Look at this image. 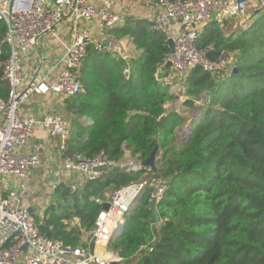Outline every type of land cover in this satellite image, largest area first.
<instances>
[{"label":"trees","instance_id":"16d2710c","mask_svg":"<svg viewBox=\"0 0 264 264\" xmlns=\"http://www.w3.org/2000/svg\"><path fill=\"white\" fill-rule=\"evenodd\" d=\"M248 23L246 31L225 32L226 24L213 20L200 31L195 48H212L211 60L234 54L238 71L212 76L195 67L188 72L184 105L193 108L206 95L202 119L193 124L188 140L179 141L175 131L184 118L165 111L173 96L156 78L170 57L160 31L143 18H127L106 30L116 40L129 37L139 53L127 61L129 79L123 76V59L87 50L79 70L82 92L66 100L73 116L67 154L94 158L103 153L121 162L128 149L144 160L155 144L157 175L167 186L156 207L159 224H150L148 186L125 215L122 234L111 238L108 248L124 264H264V7ZM5 31L1 23L0 39ZM8 55L3 44L0 63ZM6 96L0 66V98ZM82 118L91 124L78 123ZM142 174L117 167L76 189L60 183L55 200L35 214L39 233L70 246L83 244L101 204Z\"/></svg>","mask_w":264,"mask_h":264},{"label":"built area","instance_id":"2783aa9c","mask_svg":"<svg viewBox=\"0 0 264 264\" xmlns=\"http://www.w3.org/2000/svg\"><path fill=\"white\" fill-rule=\"evenodd\" d=\"M142 2L146 6L144 20L164 35L166 43L173 41L174 52L165 62H171L170 70L179 80L168 81L165 76L163 83L169 86L174 102L177 99L180 103L188 99L184 83L191 69L199 67L212 76H229L236 68L234 54L222 53L217 60H211L207 54L212 48H195L202 28L214 20L225 23L227 31H246L253 11L264 7V0ZM114 6L113 0H0V27L1 23L6 26L0 39V56L3 44L9 48L8 57L0 63L1 80L7 86L6 98H0V264H124L109 250V240L123 227L125 215L148 186L149 204H158L164 196V180L157 173L143 172L139 180L113 192L105 201L110 205L108 211L101 210L94 229L83 238L87 240L75 247L43 237L35 224V212L20 206L19 189L24 190L23 184L40 166L37 129L55 142L61 161L57 175H66V179L79 175L94 181L117 167L130 173L141 171L138 158L124 164L107 160L103 153L94 158L68 155L71 129L66 120L53 114L36 121L21 109L32 96L68 99L80 94L79 70L90 47L99 53H120L121 59H126L117 45L104 46L103 40L94 41L91 28L94 24L103 32L121 24L124 16L115 13ZM52 48L58 50V56L49 63ZM163 72L161 67L156 75L158 81H162L159 74ZM123 76L129 79V66ZM199 104L200 100L195 101V107Z\"/></svg>","mask_w":264,"mask_h":264},{"label":"crops","instance_id":"0c3cea01","mask_svg":"<svg viewBox=\"0 0 264 264\" xmlns=\"http://www.w3.org/2000/svg\"><path fill=\"white\" fill-rule=\"evenodd\" d=\"M115 3L116 4L114 6V12L120 13L121 15L124 16L123 22L115 27L121 26L124 23L125 19L127 18L140 19L145 16L146 6L143 4L141 0H121L120 2H115ZM91 28L94 31V41L107 40L109 46L117 45L119 49L125 50L127 52L128 51L132 52L133 50L131 55L132 58H134V55L138 53L135 50L134 46L131 44V41H129V43L126 46H124L123 38L116 40L114 37H111V35L107 36V31L105 30L103 32L98 31L97 28L94 26V24H91ZM125 39L129 40V37H125ZM49 53H50V57L48 59V62L49 63L54 62L55 58L58 56V50H56V48H52L51 50H49ZM108 54L112 55L110 53ZM165 64L166 62H164V64L159 67V69L162 67V72L165 70ZM162 74H163L162 77H165L164 72L159 74L160 77ZM66 100L67 99H62L57 96H50V97L32 96L30 100L21 109L23 113L29 114L36 121L42 120V118L46 115H53V114L61 115L60 112H63L68 116L73 117L67 109ZM188 110L190 109L188 108ZM194 111H196V109ZM82 119L84 121V119L86 118H82ZM69 122L71 123V121ZM36 137H37V141L41 144L40 166L37 167L35 170H33V173L31 174L27 182L23 184L24 190L19 189V195L21 198V202H20L21 207L31 208L33 212H35V214L38 213L39 215H41L42 208L40 205L41 202L44 203L46 199L48 200L49 198L48 197L50 194L49 191H51L49 185L53 184L55 181H57L58 183L70 182V178L65 180L66 175H60V176L57 175L58 173H60L59 166L61 161L56 150L55 142L49 140L45 132L41 129L36 130ZM136 158L137 157H134L133 159L130 160L135 161ZM55 176L56 178H54Z\"/></svg>","mask_w":264,"mask_h":264},{"label":"rangeland","instance_id":"374dc122","mask_svg":"<svg viewBox=\"0 0 264 264\" xmlns=\"http://www.w3.org/2000/svg\"><path fill=\"white\" fill-rule=\"evenodd\" d=\"M114 2H120L121 0H113ZM116 4V3H115ZM245 19V18H244ZM229 22H237V20H234V19H230L229 20ZM229 30H233V29H229ZM225 32H226V30H225ZM125 41H128V42H125ZM129 41H131L130 40V38H129V40H127V39H125V37L123 38V43H124V46H126L128 43H129ZM118 48V47H117ZM122 54H123V56L126 58L125 60H124V62H125V68H127L129 65L127 64L128 62L127 61H129V60H131V59H134V58H136L137 56H138V54L139 53H136L135 55H134V58H132V52H133V50H132V52L131 51H125V50H119ZM135 53V52H134ZM133 53V54H134ZM111 56H118L119 58H121V56H120V53L119 54H117V53H115V55H111ZM117 58V57H116ZM127 64V65H126ZM163 76V74L161 75V77H160V75H159V78H161V80L162 81H159L161 84H164L163 83V80H164V77H162ZM167 78V80L168 81H171V80H174V78L176 79V80H179L177 77H176V75L174 74V72H172L171 70H168V76H166ZM186 102V101H185ZM184 102V103H185ZM170 104L169 105H167L166 107H165V111H167V112H175V113H177V114H179L182 118H184V125L183 126H181V127H179L178 128V134H177V136H179V141L181 140H183V138H182V136H181V131L184 129V126H186L187 125V123L194 117V116H196V111H194L196 108L193 106V108H189L190 110H188V108L184 105V103H180V100H175V102H174V99H172L170 102H169ZM166 112V113H167ZM60 114L61 115H58V116H60L62 119H64V120H66L67 122H68V124L71 126V123H69V121H70V116H68L67 114H65V113H63V112H60ZM87 119V118H86ZM82 121H83V119H81V120H78V123H82ZM83 124V123H82ZM84 124L85 125H87V123H86V121H85V119H84ZM132 157V158H131ZM125 158L126 159H124V160H122L121 162L122 163H124V164H127L128 162H131V160L130 159H133L134 158V156H132L131 155V153H130V151L128 150V149H125ZM157 168V167H156ZM157 173V172H156ZM50 178H53V177H50ZM54 178H56V176L54 177ZM65 180H67V179H65ZM62 181V180H61ZM73 182V183H72ZM83 182H86V180L84 179V178H82L81 176H79V175H74L73 177H71L70 178V184H71V186L73 187V188H79V185H81ZM61 183H63V182H61ZM60 183H58L57 181H55L53 184H50L49 185V188H51V191H49V198H48V200L46 199V201L44 202V203H42L41 202V208L43 209L44 207H45V205H49V204H51L52 202H53V200L52 199H54L55 200V197H56V195H55V188H57L56 186H58ZM48 189V188H47ZM74 189V190H75ZM54 195V196H53ZM33 197H34V195H33ZM52 200V201H51ZM85 240H87V238H85V239H83V242L85 241Z\"/></svg>","mask_w":264,"mask_h":264},{"label":"water","instance_id":"95a60500","mask_svg":"<svg viewBox=\"0 0 264 264\" xmlns=\"http://www.w3.org/2000/svg\"><path fill=\"white\" fill-rule=\"evenodd\" d=\"M102 44L104 46H109V43L107 42V40L106 41H103ZM167 45H168V49L170 51V54L172 55L173 52H174V44H173V41L172 40H168L167 41ZM170 67H171V62L168 60L166 62V64H165V69L166 70H169ZM237 71H238V69L237 68H234L231 75H235L237 73ZM205 100H206V95H203L202 98H201V103L196 108V116H194L187 123V125L184 128V130H182L181 136H182L183 140H188V138H189V136L191 134V131H192L193 124L194 123H198V122L201 121V119H202V106L205 103ZM157 152H158V147L154 144L153 149H152L151 153L149 154V156L146 159H144V160L141 161V167L142 168H141V171H139V172H142V173L143 172H151L152 174H154V173L157 172V168H156V164H155ZM96 170L99 171L100 169H96ZM142 194L143 193H141L140 196L135 200V202L133 203V205L130 207V210H133L134 209V205L140 200ZM109 206L110 205H109L108 202L103 203L102 204V211H104V212L108 211ZM156 207H157V204H155L154 202H152L150 204V207H149V210H150V213H151L150 224H152V225H157V224L160 223V218H159V215L157 213ZM29 211L32 212V209L29 208ZM122 232H123V227L121 226V227H119L115 231V233L113 234V236L116 235V234H122ZM110 240H109V242H110ZM23 249H25V247ZM140 253L143 254L144 251L142 250Z\"/></svg>","mask_w":264,"mask_h":264},{"label":"clouds","instance_id":"9594fccd","mask_svg":"<svg viewBox=\"0 0 264 264\" xmlns=\"http://www.w3.org/2000/svg\"><path fill=\"white\" fill-rule=\"evenodd\" d=\"M200 103H201V99H200ZM194 106H195V104H194ZM198 106H199V105H198ZM198 106H197V107H198ZM197 107H195V108H197ZM184 128H185V126H184ZM183 130H184V129H183ZM181 133H182V131H181Z\"/></svg>","mask_w":264,"mask_h":264}]
</instances>
